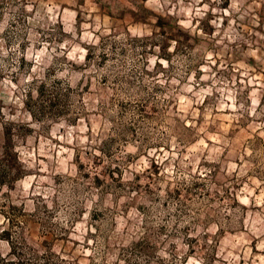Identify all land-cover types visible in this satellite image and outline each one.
<instances>
[{
    "label": "rangeland",
    "instance_id": "rangeland-1",
    "mask_svg": "<svg viewBox=\"0 0 264 264\" xmlns=\"http://www.w3.org/2000/svg\"><path fill=\"white\" fill-rule=\"evenodd\" d=\"M0 264H264V0H0Z\"/></svg>",
    "mask_w": 264,
    "mask_h": 264
},
{
    "label": "trees",
    "instance_id": "trees-1",
    "mask_svg": "<svg viewBox=\"0 0 264 264\" xmlns=\"http://www.w3.org/2000/svg\"><path fill=\"white\" fill-rule=\"evenodd\" d=\"M2 139H3V141H4V143H6L5 145H6V151L8 152V153H10L13 157H14V155H13V150L12 149H10V143H9V140H10V132H9V129H5L4 131H3V133H2Z\"/></svg>",
    "mask_w": 264,
    "mask_h": 264
}]
</instances>
